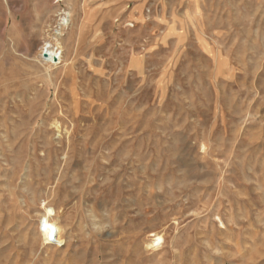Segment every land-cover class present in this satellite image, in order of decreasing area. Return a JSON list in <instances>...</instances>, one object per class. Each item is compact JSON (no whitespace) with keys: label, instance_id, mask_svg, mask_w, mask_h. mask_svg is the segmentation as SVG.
I'll use <instances>...</instances> for the list:
<instances>
[{"label":"rangeland","instance_id":"rangeland-1","mask_svg":"<svg viewBox=\"0 0 264 264\" xmlns=\"http://www.w3.org/2000/svg\"><path fill=\"white\" fill-rule=\"evenodd\" d=\"M0 264H264V0H0Z\"/></svg>","mask_w":264,"mask_h":264},{"label":"bare ground","instance_id":"bare-ground-1","mask_svg":"<svg viewBox=\"0 0 264 264\" xmlns=\"http://www.w3.org/2000/svg\"><path fill=\"white\" fill-rule=\"evenodd\" d=\"M58 1H64V0H58ZM59 23L62 29L63 26L64 27L70 26L68 17L61 16L59 18ZM61 44L62 43L58 41L55 44H52L51 42H45V44L41 48V55H43V53L45 52L44 55H47L48 58L45 57L44 59L50 63L57 64L56 60H60L61 62L63 58V54H62L63 46ZM40 234L46 242H53L55 240L59 242L61 241L62 238V227L59 225L58 221L52 217L48 209H46L45 213L43 214V218L40 223ZM155 237L157 238L151 239L150 242L147 244V246L154 247L159 244L161 238L158 237V235H155Z\"/></svg>","mask_w":264,"mask_h":264}]
</instances>
